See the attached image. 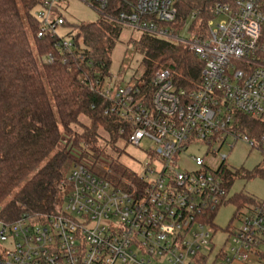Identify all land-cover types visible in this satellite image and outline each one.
I'll list each match as a JSON object with an SVG mask.
<instances>
[{
  "label": "built area",
  "instance_id": "built-area-1",
  "mask_svg": "<svg viewBox=\"0 0 264 264\" xmlns=\"http://www.w3.org/2000/svg\"><path fill=\"white\" fill-rule=\"evenodd\" d=\"M62 1L41 0L34 8L36 35L51 37L56 50L91 69L95 64L74 37L76 30L71 27L68 38L57 32L66 25ZM81 1L98 17L186 46L202 62L200 82L192 90L176 88L170 70L161 68L147 84L136 78L113 85L111 73L96 72L89 89L104 100V113L120 120L118 133L149 161L141 174L130 171L132 178L105 165L100 174L72 163L55 213L0 219V264H234L250 256L262 261L264 199L245 205L219 247L211 213L229 198L222 172L227 155L218 154L220 149L244 136L264 157V132L248 137L235 125L238 113L264 119V0L215 1L203 31L190 28L198 9L173 26L177 0ZM44 60L54 57L48 53ZM201 146L205 154H218L220 164L211 169L205 154H189L195 168L179 170L182 154Z\"/></svg>",
  "mask_w": 264,
  "mask_h": 264
},
{
  "label": "trees",
  "instance_id": "trees-1",
  "mask_svg": "<svg viewBox=\"0 0 264 264\" xmlns=\"http://www.w3.org/2000/svg\"><path fill=\"white\" fill-rule=\"evenodd\" d=\"M215 1L177 0L173 26L183 24L190 11L198 9L190 28L201 20L200 28L195 29L202 31ZM40 2L0 0V219L9 222L21 216L55 213L62 203L70 164L85 158L82 164L103 174V165L98 163L104 153L100 138L114 150L116 141L126 140L125 133H118L120 120L104 113V100L87 85L96 72L101 77L110 74V54L123 27L102 17L71 25L76 30L74 37L81 38L95 64L84 69L73 55L56 50L51 37H37L39 24L33 10ZM137 46L142 53L140 77L146 84L156 69L166 65L176 88L192 90L199 85L202 62L186 46L147 35ZM48 53L54 57L50 63L44 60ZM235 125L248 137L264 132L263 118L238 113ZM222 172L228 188L234 175H264V163L251 172L232 173L226 168ZM255 201L236 194L226 203H234L238 212ZM211 214L213 218L216 213ZM261 257L264 261V252Z\"/></svg>",
  "mask_w": 264,
  "mask_h": 264
},
{
  "label": "rangeland",
  "instance_id": "rangeland-1",
  "mask_svg": "<svg viewBox=\"0 0 264 264\" xmlns=\"http://www.w3.org/2000/svg\"><path fill=\"white\" fill-rule=\"evenodd\" d=\"M34 11L35 9L33 12ZM61 14L64 16L67 25L59 27L57 32L59 35L63 36L71 31V25L79 22H95L99 18L98 13L81 0H63L61 4ZM200 22L199 20L195 22L194 29L195 27L200 28ZM195 31H197V29H195ZM143 36H145V34L135 28H122L119 42L115 45L110 54V81L113 85L122 84L130 79L141 78L142 53L138 48L137 43ZM183 36L187 37V32L184 31ZM65 37L68 38L67 36ZM161 68H166V65L160 66L155 71ZM81 119L86 123V120L83 117ZM229 141L230 143L232 142L231 139H229ZM98 144L104 150V153L98 159L99 165L110 166L112 171L124 177L132 178V173L130 171L141 174V167L144 163L149 161V157L142 150L136 149L127 143L126 140L119 139L116 141L115 150L112 149L109 144L107 145L104 142L103 136L98 141ZM205 151L206 146H201L199 149L189 147L179 160V170L194 169L195 165L189 159L188 155L196 154L204 156ZM222 153L227 155V158L224 161L225 168L232 173L235 170L251 172L257 166H261L264 163V157L261 151L257 148L250 147L245 142L244 136L235 141L230 149H227L226 147L221 148L218 154ZM218 154H205V163L211 169H215L221 162ZM74 155L75 158H78L79 156L78 152H75ZM72 163L68 167L67 172H69ZM81 163H86V159L82 158ZM116 168H119V170ZM123 169L125 170V173L122 171ZM236 194L250 196L256 201L264 199V175H257L251 178L239 174L234 175L228 186V195L231 197ZM244 212V207L239 213L236 212V205L230 202L217 209L213 218V224L216 226V228H214L216 230L214 237L216 247H219L225 240V230L237 226L239 224L237 219L241 218ZM237 213L238 217H236ZM234 264H264V261H260L255 257L250 256L247 261Z\"/></svg>",
  "mask_w": 264,
  "mask_h": 264
}]
</instances>
